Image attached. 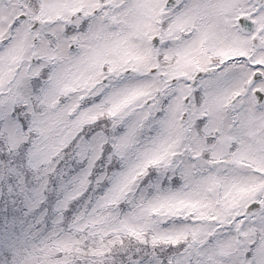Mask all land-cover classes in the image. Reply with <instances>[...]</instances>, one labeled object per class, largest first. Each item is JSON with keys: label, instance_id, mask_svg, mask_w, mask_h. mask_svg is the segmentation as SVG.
I'll return each instance as SVG.
<instances>
[{"label": "snow or ice", "instance_id": "obj_1", "mask_svg": "<svg viewBox=\"0 0 264 264\" xmlns=\"http://www.w3.org/2000/svg\"><path fill=\"white\" fill-rule=\"evenodd\" d=\"M0 264H264V0H0Z\"/></svg>", "mask_w": 264, "mask_h": 264}]
</instances>
